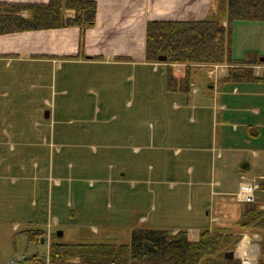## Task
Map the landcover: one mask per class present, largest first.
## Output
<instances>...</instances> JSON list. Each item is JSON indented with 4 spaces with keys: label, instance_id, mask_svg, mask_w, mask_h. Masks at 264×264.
<instances>
[{
    "label": "rangeland",
    "instance_id": "obj_1",
    "mask_svg": "<svg viewBox=\"0 0 264 264\" xmlns=\"http://www.w3.org/2000/svg\"><path fill=\"white\" fill-rule=\"evenodd\" d=\"M170 2L171 10L182 15L198 7L192 0ZM99 25L101 29L103 18ZM233 34L237 57L264 56V21H237ZM40 38L48 47L77 46L87 54L106 48L95 43L91 32L76 40L71 28ZM23 39V34H0V264L33 262L36 252L37 264H46L41 259L48 261L49 241L30 239L28 231L47 232L50 225L44 235L52 239V232L62 230V243H129L138 227L185 229L194 240L208 227L233 229L241 236L232 246L235 258L243 261L255 253L251 257L260 259L261 233L237 226L241 156L220 145L221 130L213 118L219 99L210 85L224 79L226 63L188 67L195 86L182 103L166 90L162 70L146 69L137 86L141 69L125 71L114 62L116 56L75 61L73 53L60 54L68 56L60 59L48 54L46 66L1 57L14 54L12 49L44 48L41 42L27 46ZM260 65V72L255 69L262 75ZM261 95L258 103L236 102L264 110ZM244 113L254 115L252 109ZM166 138L171 142L165 144ZM238 143L246 148L247 159L250 148L264 146L261 140L255 144L244 138ZM68 261L78 264L81 259Z\"/></svg>",
    "mask_w": 264,
    "mask_h": 264
},
{
    "label": "trees",
    "instance_id": "obj_2",
    "mask_svg": "<svg viewBox=\"0 0 264 264\" xmlns=\"http://www.w3.org/2000/svg\"><path fill=\"white\" fill-rule=\"evenodd\" d=\"M98 9L97 0L0 1V34L78 27L83 39L87 29L96 24ZM23 12L28 16H23ZM237 21H264V0H223L214 13L200 20H150L146 27V58L156 62L160 55H166L169 62L189 65L228 63L233 66L225 75L227 81L264 82V72L257 75L255 69V65L264 64L260 54H247L244 58L235 55L233 26ZM79 54L87 57L82 47L72 56L80 57ZM188 67L180 78L167 70L169 92H191V67ZM261 197L264 198V182L257 191V201L242 204L237 226L240 230L250 228L261 233L259 264H264V203L258 200ZM28 234L30 239L40 241L46 231L31 229ZM53 236L48 261L41 259L46 264H73L68 260L75 257L81 259L78 264H242L239 258H225V252L241 238L233 229L214 231L208 227L194 240L185 229L175 232L138 227L132 230L129 243H62L56 233ZM37 257L38 252L33 262L22 264H37L40 260Z\"/></svg>",
    "mask_w": 264,
    "mask_h": 264
},
{
    "label": "crops",
    "instance_id": "obj_3",
    "mask_svg": "<svg viewBox=\"0 0 264 264\" xmlns=\"http://www.w3.org/2000/svg\"><path fill=\"white\" fill-rule=\"evenodd\" d=\"M0 1H8V2H19V3H32V2H47L48 0H0ZM98 2V16L96 24L87 29L85 37L89 32H91V38H94L95 43H99L100 45H105L106 48L103 50L102 48H98L97 50H89V54H87V49L85 50V54L91 56H101L102 60H107L112 56H116L114 61L115 63L121 65V67L128 71H138L139 70V78L137 76L136 85L139 86L143 84L144 78L143 73L146 69L152 68L156 72H160L162 70V74L164 76H168V69L172 71L173 75L177 78L183 77L186 72V68L188 67L185 63H173V62H152L148 61L146 58V27L147 23L150 20H200L208 16L209 14L214 13V8L217 7L223 2V0H192L195 2L198 7L196 10H186V14L177 13L176 10H171L170 7H173L174 4L170 2V0H143L138 2L139 4L131 3L127 4L122 0H97ZM178 5V4H177ZM179 6V5H178ZM212 11V12H211ZM27 12H23L25 17L28 16ZM71 15L70 12L67 13ZM103 18V25L100 29V20ZM73 30V35L79 39L80 29L78 27H67ZM63 28L52 29V30H36V31H25L23 33L18 32V34H23V42L25 44L28 43L27 46L33 45V47H37L41 44L44 45V48H32L28 51L23 52L20 48L18 50H10V52H14V54L6 53V55L1 57H10L9 61H28L32 63H40L42 66L47 65L48 57H39L33 56L34 54L38 55H48V54H56L57 57L64 58L62 56H58L60 54H69L73 53L75 55L78 54V47L75 46L73 49H59L58 45H50L47 46V41L44 42V39L38 37H43L45 34L54 35L55 31H59ZM113 32V34L111 33ZM25 37H28L26 39ZM35 38V39H33ZM77 40V39H76ZM29 41V42H28ZM78 43V42H77ZM75 42V45H77ZM53 46V47H51ZM90 48H93L90 47ZM89 48V49H90ZM5 53V52H4ZM27 57H22L25 54ZM3 55V53H0ZM80 55V54H79ZM88 56V57H89ZM126 58H117L124 57ZM39 57V58H36ZM88 57L81 56L79 58L76 57L75 61L78 59H88ZM66 58V56H65ZM75 58V57H74ZM261 66H257V69ZM45 70V68H41V71ZM258 69V72H260ZM181 73V74H180ZM38 75L44 76L43 80L45 81V75L42 72H37ZM258 75V74H257ZM263 75V73H262ZM65 80V75H63ZM168 78V77H167ZM42 79L40 80V82ZM48 83V82H47ZM46 83V84H47ZM167 79H166V90L167 89ZM214 86L210 88H214V92H217L219 104L216 105V110L211 109V113L213 110V118L215 122L217 121L218 128L221 130L220 134V145L224 146V150L228 152L238 153V156H241L239 162L237 163V173L240 176L241 174L254 175V174H263L264 173V146L253 147L250 148L251 158H245L243 156L242 151H245L246 148L238 145V141L248 140L249 142L255 141V144L258 142L263 143L264 145V110L258 106H251V108H245L244 105H240L238 103H242V101L247 102H257L258 97L262 96L264 93V82L263 81H255L248 83H237L234 84L225 79H221L219 83H214ZM46 86V85H45ZM41 87V86H40ZM198 94V89H195ZM171 96H175L180 99L182 103H186L189 101L188 96L192 93L184 94L182 92H169ZM240 95L238 99L235 100L234 96ZM232 96V98H230ZM264 100V98H262ZM238 101V103L236 102ZM256 103V104H257ZM262 103V102H259ZM197 107V106H196ZM203 107V106H202ZM206 108V107H204ZM247 109H252L254 115L244 116V112ZM198 113V112H197ZM195 114V113H194ZM200 115V114H199ZM198 117V116H197ZM181 123H182V119ZM243 128L240 131V128ZM141 137V135H139ZM166 136V134H165ZM241 138V139H240ZM219 139V138H218ZM171 140L166 138L165 144L170 143ZM219 141H216V143ZM259 146V145H256ZM225 154L219 152L217 157L223 158ZM256 159V160H255ZM217 161V160H215ZM222 184V183H221Z\"/></svg>",
    "mask_w": 264,
    "mask_h": 264
},
{
    "label": "built area",
    "instance_id": "obj_4",
    "mask_svg": "<svg viewBox=\"0 0 264 264\" xmlns=\"http://www.w3.org/2000/svg\"><path fill=\"white\" fill-rule=\"evenodd\" d=\"M256 185H252L251 183H244L241 186V190L239 193V197L242 200L251 201L254 199V190Z\"/></svg>",
    "mask_w": 264,
    "mask_h": 264
},
{
    "label": "water",
    "instance_id": "obj_5",
    "mask_svg": "<svg viewBox=\"0 0 264 264\" xmlns=\"http://www.w3.org/2000/svg\"><path fill=\"white\" fill-rule=\"evenodd\" d=\"M167 59H168V57L166 55L159 56V60H161V61H165ZM260 59L262 61H264V56H261ZM46 116H49V111H46ZM58 235H63V231L58 232ZM234 257H235V250H234V248L228 250L225 253V258L228 259V260H232V259H234Z\"/></svg>",
    "mask_w": 264,
    "mask_h": 264
},
{
    "label": "bare ground",
    "instance_id": "obj_6",
    "mask_svg": "<svg viewBox=\"0 0 264 264\" xmlns=\"http://www.w3.org/2000/svg\"><path fill=\"white\" fill-rule=\"evenodd\" d=\"M246 241H248V239H246ZM244 244H246V242L244 243ZM243 244V245H244ZM252 247V246H251ZM252 248H254V247H252ZM250 251H252V252H255V250H250ZM254 259V258H253Z\"/></svg>",
    "mask_w": 264,
    "mask_h": 264
}]
</instances>
